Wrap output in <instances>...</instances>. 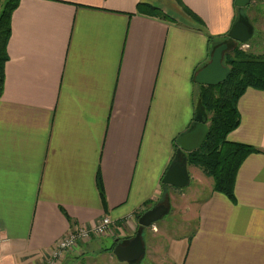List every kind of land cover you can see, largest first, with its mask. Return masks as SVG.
Returning <instances> with one entry per match:
<instances>
[{
	"label": "crops",
	"instance_id": "1",
	"mask_svg": "<svg viewBox=\"0 0 264 264\" xmlns=\"http://www.w3.org/2000/svg\"><path fill=\"white\" fill-rule=\"evenodd\" d=\"M237 14L234 0H19L0 98V264H46L104 218L110 232L58 264H108L136 234L162 240L166 264H264V92L246 90L227 138L260 152L238 170L235 202L186 165L194 223H137L162 204L175 141L194 125L195 76Z\"/></svg>",
	"mask_w": 264,
	"mask_h": 264
},
{
	"label": "trees",
	"instance_id": "2",
	"mask_svg": "<svg viewBox=\"0 0 264 264\" xmlns=\"http://www.w3.org/2000/svg\"><path fill=\"white\" fill-rule=\"evenodd\" d=\"M18 2L19 0H6L0 4V98L4 83L3 67L7 61L6 43L10 36L9 21ZM236 11L240 14L241 10L236 8ZM136 13L168 19L162 11L144 4L137 5ZM189 15L194 17L191 13ZM238 20L245 23V18L241 15L236 22ZM231 31L218 38L216 46L220 43L227 46L233 43L229 39ZM223 64L229 69L223 83L215 87H199L193 123L206 121L207 136L200 148L179 156L182 158L181 162L188 167L198 168L212 179L214 192L234 203V184L238 170L248 156L260 152L247 145L232 143L227 138L239 126L237 103L246 90L264 92V56H252L235 48L231 54L225 55ZM175 158L176 156L174 160ZM98 186L103 200L99 179Z\"/></svg>",
	"mask_w": 264,
	"mask_h": 264
},
{
	"label": "water",
	"instance_id": "3",
	"mask_svg": "<svg viewBox=\"0 0 264 264\" xmlns=\"http://www.w3.org/2000/svg\"><path fill=\"white\" fill-rule=\"evenodd\" d=\"M254 0H234L237 9H244ZM229 39L238 44H244L249 39L248 28L237 21ZM227 45L217 46L206 66H204L195 76V83L202 87H215L225 81L229 69L222 65L223 54ZM206 121L196 122L185 134L178 137L175 141L178 147L177 155L172 165L165 172L161 183L175 189H184L189 185V175L186 170V163L181 162L179 154L183 156L191 153L203 144L207 136ZM168 212L164 205H158L146 211L138 218V225L141 228L151 227L154 223L161 220ZM114 256L120 261L128 264L137 263L144 255L143 242L140 234H136L127 246H116L113 250Z\"/></svg>",
	"mask_w": 264,
	"mask_h": 264
},
{
	"label": "rangeland",
	"instance_id": "4",
	"mask_svg": "<svg viewBox=\"0 0 264 264\" xmlns=\"http://www.w3.org/2000/svg\"><path fill=\"white\" fill-rule=\"evenodd\" d=\"M242 16V18H245L244 24L249 31V39L244 44H238V43H231L227 46L226 53L223 54V60L222 65L224 66V57L225 55L231 54L232 51L235 48H238L242 52H246L252 56H263L264 55V0H254L247 6L246 8L242 9L240 11V14H237V17ZM219 42L214 44L216 46ZM222 45L221 43L218 45ZM226 45V44H225ZM217 47V46H216ZM215 47V48H216ZM213 48V49H215ZM212 49V52H213ZM212 54V53H211ZM197 91V98H198ZM180 160L182 159L181 156ZM165 186V185H164ZM161 183L160 187L164 190V195L162 196V204L167 209V214L158 222L154 223L153 225L156 228H160L164 226V224H167V227L176 228L179 227V225L183 224L184 222L188 221L192 224L194 223L193 216H188V211L184 208L183 204L186 203L184 199H181L180 194H187L188 187L181 189V190H174V189H164V187ZM168 190V191H167ZM171 195V196H170ZM169 213V214H168ZM143 247H144V255L142 258L134 264H166V262L163 260V252L164 250L159 251L157 247L158 245H161L160 242L162 240H142ZM95 264H107V261L105 259H100L99 257H95ZM108 264H128L124 262H120L119 260L112 258V262Z\"/></svg>",
	"mask_w": 264,
	"mask_h": 264
},
{
	"label": "built area",
	"instance_id": "5",
	"mask_svg": "<svg viewBox=\"0 0 264 264\" xmlns=\"http://www.w3.org/2000/svg\"><path fill=\"white\" fill-rule=\"evenodd\" d=\"M112 222L108 218H104L98 225L89 229H77L57 244L53 251L52 259L46 264H58V259L63 254L71 251L77 244L87 241L92 237L104 236L110 232Z\"/></svg>",
	"mask_w": 264,
	"mask_h": 264
}]
</instances>
